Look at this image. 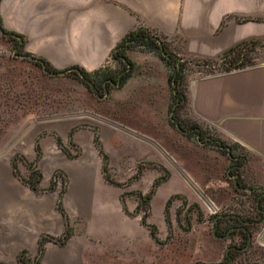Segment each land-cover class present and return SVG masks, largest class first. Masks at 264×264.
Instances as JSON below:
<instances>
[{
	"label": "crops",
	"instance_id": "crops-1",
	"mask_svg": "<svg viewBox=\"0 0 264 264\" xmlns=\"http://www.w3.org/2000/svg\"><path fill=\"white\" fill-rule=\"evenodd\" d=\"M238 16L252 18L240 21ZM0 22L20 36L23 50L54 68L76 65L92 71L115 64L111 50L137 26L161 34L186 56L217 57L242 39L264 37V0H0ZM145 52L151 53L137 47L125 49L134 65L145 59ZM188 97L197 121L255 157L256 182L264 188V60L198 76L188 86ZM69 128L64 124L48 130L56 131L70 149ZM110 138L114 139L99 138L109 160ZM70 139L84 150V158L81 154L69 157L58 148L52 133L32 135L33 145L37 142L40 149L32 162L40 173L37 189L14 174L8 163H0V264H19L20 249L30 257L37 256L41 234L62 233L64 217L55 206L61 188L72 231L63 243L46 240L36 264H104L84 257V251L95 247L92 240L98 236L112 241L113 264H142L137 221L122 210L120 187L102 175L92 128L75 129ZM34 156L31 148L26 161ZM249 163L244 157L240 166ZM17 168L20 176H27L25 163L19 161ZM56 169L64 179L46 189ZM140 235L148 239L141 231ZM258 239L264 245V223ZM144 264H152L151 252Z\"/></svg>",
	"mask_w": 264,
	"mask_h": 264
},
{
	"label": "rangeland",
	"instance_id": "rangeland-1",
	"mask_svg": "<svg viewBox=\"0 0 264 264\" xmlns=\"http://www.w3.org/2000/svg\"><path fill=\"white\" fill-rule=\"evenodd\" d=\"M174 44L170 42L168 47L177 56L176 63L183 61V76L177 85L167 80V75L173 72L171 64L166 65L157 53L145 52V59L135 65L128 59L130 76L121 85H114V82L126 65L116 62L106 67L107 71L116 74V78L98 82L93 89L73 73L49 75L37 61L13 55V43L8 36L0 34V163L10 165L13 159L16 166L19 161L32 166L36 155L26 161L31 148L35 152L32 135L49 132L55 139L58 134L48 128L64 124L70 126L67 137L70 149L60 137L59 140L69 150L71 155L68 156L74 158L81 154L84 158V150L70 139V131L88 126L97 135L101 147L100 137L114 138L108 140L111 157L109 160L107 156L106 170L111 179L120 183L118 186L126 208L137 211L129 216H134L137 221L138 255L142 264L148 260L149 252L152 264H193L195 261L264 264V245L258 239L264 222L248 227L251 232L248 244L245 233L234 232L232 236L220 239L212 234V223L217 214L233 212L259 220L264 212V193L239 187H260L256 182L255 157L224 138L219 131L197 121L188 97V86L196 77L224 71L222 66L228 62L224 65L220 60L206 63L204 58L208 57L186 56ZM244 58L248 60L247 65L263 61L264 45H253ZM176 88L183 96L180 101L173 96ZM85 112L103 122L84 117L64 118L67 114ZM176 119L185 130L174 125ZM192 122L197 123L198 130L193 128ZM225 147L241 154L250 163L236 170ZM235 172H239L238 177ZM53 175L56 181L64 179L60 170ZM161 175L166 177L153 187L147 206L135 207L137 192H148L153 180ZM143 214L145 221L154 225L155 239L139 223ZM225 222L228 223L223 220L222 226ZM128 225L133 226L132 223ZM140 231L148 239L140 238ZM222 233V230L216 231V234ZM92 242L95 247L84 251V257L113 264L112 241L98 236ZM118 243L122 244L123 240ZM229 244L240 247L228 251L231 259L224 251ZM24 256L29 264L36 258L28 256L26 251Z\"/></svg>",
	"mask_w": 264,
	"mask_h": 264
},
{
	"label": "trees",
	"instance_id": "trees-1",
	"mask_svg": "<svg viewBox=\"0 0 264 264\" xmlns=\"http://www.w3.org/2000/svg\"><path fill=\"white\" fill-rule=\"evenodd\" d=\"M251 18H252L251 16H238V17H236V19L240 20V21L251 19ZM222 22H223V20H222ZM0 27L4 32L8 33L6 36H8L10 41L13 43V47L15 48L14 53L28 54V52L23 50L22 40L19 42L18 39L16 38V36H19L18 34L6 30L4 27H2L1 22H0ZM11 34H13L14 36H12ZM257 44L258 45H264V37L263 38L249 37V38L242 39V40L236 42L230 48L224 50L217 57L204 58V61L206 63H208V62L215 63L218 60H220L221 64H223V65H224V62L227 61L228 64L222 66L223 70H229L233 67H242V66L249 64L248 60L246 58H244L246 56L247 50L250 47H252L253 45H257ZM168 45H170V42L167 41L164 38V36H162L161 34H158V33L154 32L153 30H151L147 27L137 26L133 29L128 30L122 36V38L116 43L114 48L111 50L110 57L115 59L117 62H119L121 64H123V62H124L126 65V62L128 61V58L126 57V54H125L126 48H136L137 47V48L144 49L146 51H151V52L157 53L159 55V57L165 61L166 65L171 64L173 72H171L170 74L167 75V80H171L172 84L175 83L177 85V83L181 80V78L183 76L182 71H181L182 66H183V61L179 62L178 64L176 63L177 56L174 54V52H171ZM121 57H124V59L122 60ZM243 58L245 60H243ZM39 59L43 61L44 66L48 71H57L58 70V69L54 68L53 66H51L45 59H43V58H39ZM70 67H75L82 74V76H79L75 70H70L67 72H70V73L77 75L85 84L91 86L93 89H95L96 83L103 82L106 78H109V80L113 79L114 76L116 78V74L113 75L112 74L113 72L107 71L106 66H100V67H98L92 71H86L82 67L76 66V65H73ZM129 67L130 66H128V68L126 70H124L119 76H117V79L119 80V85H121L124 82V80L130 76ZM125 68H126V66H125ZM172 74H173V77H171ZM173 96L177 97L179 99L178 101H180L183 98V96L180 94V92L177 88L174 89ZM176 104H177V101L175 102V105ZM175 105H174V107H175ZM174 125L182 131L185 130L183 125L177 119L174 121ZM191 125L193 126V128L195 130L199 129L196 122H192ZM70 133H71V131H70ZM213 140H215L218 143V145L221 146L217 139H213ZM55 141H56V144L62 150H64V152L67 155H69V156L71 155L69 150L60 142L59 137L56 136ZM93 143L97 149L98 154L101 157V161H102L101 162V172H102L104 179H106L109 182H112L114 184L119 185L120 184L119 182L111 179L107 174V170H106L107 169V165H106L107 155L103 151V149H102V147H101V145L97 139L96 134H93ZM225 148L227 150V154L229 156V160L231 161L232 166L237 170L239 168V166L242 164L244 156H242L239 153L232 152V149H230L229 147H225ZM34 149H35V155L37 158L40 155V149H39L37 142H35V144H34ZM10 165L12 167L14 174H16L25 183H27L30 188H32V189L38 188V182L40 180V173L38 172V170L34 166H31V164H28L29 173L26 177H22L18 173L17 168H16L17 167L16 163L13 159L10 160ZM58 171L59 170L56 169L53 172V174H56V172H58ZM53 174L50 178L49 184H48L46 189L51 190L55 187L56 179H55ZM235 174H236L235 177L239 176V172H235ZM165 177H166L165 175L157 176L153 180L151 188L149 189L148 192L143 193V194H141L140 192H137L138 199H137V203H136L135 207H138L140 205H142V207H146L147 202L150 198V195L153 191V187L156 184H158L159 181H161ZM235 185H237L236 181H235ZM61 196H62V188L59 189V191H58L55 206H56L57 210L64 217V230L60 235H57V236H52V235H48V234H41L38 237V239H37L38 255L36 256L33 264L37 263V259H38L39 255L41 254V252L43 251V244L46 240L52 239L58 243H63V242H65V240L68 238V236L71 233L68 218H67V215H66L65 210H64L63 205H62ZM174 196L179 197V195H177V194H174ZM260 198H263V197H260ZM119 199H120V204H121L122 210L126 214L135 215L137 213L136 210L129 211L126 208V206L124 204L123 197L121 194L119 195ZM164 219L168 223V219L166 216H164ZM221 221L223 222V220H221ZM139 223L141 225L145 226L148 229L149 235L155 239L154 225L145 221V214L140 216ZM245 238H246V236H245ZM24 252H25L24 249H20L17 253L16 258H17V261L19 264H29L28 258L24 256Z\"/></svg>",
	"mask_w": 264,
	"mask_h": 264
},
{
	"label": "flooded vegetation",
	"instance_id": "flooded-vegetation-1",
	"mask_svg": "<svg viewBox=\"0 0 264 264\" xmlns=\"http://www.w3.org/2000/svg\"><path fill=\"white\" fill-rule=\"evenodd\" d=\"M208 139H211L210 137H207ZM240 188L242 186H239ZM256 191V190H254ZM260 192V191H259ZM258 209V208H257ZM262 217V213H261ZM226 220L228 221L225 222V224L222 226V221L221 220ZM258 219L254 218L253 216L246 215L244 217L240 216L239 214L229 212V213H220L215 215V218L213 219V230L212 234L213 236L217 238H221L224 234H227L226 237L232 236L234 232H239V233H245L246 235V244H248L247 239L248 235L251 236L250 228H248L250 225H257ZM227 223V224H226ZM222 230V234H216V231ZM228 249L225 252V254L228 256L230 259V256L228 254L229 250H239L240 247L234 245V244H229L226 246ZM211 264H223V262H215Z\"/></svg>",
	"mask_w": 264,
	"mask_h": 264
},
{
	"label": "water",
	"instance_id": "water-1",
	"mask_svg": "<svg viewBox=\"0 0 264 264\" xmlns=\"http://www.w3.org/2000/svg\"><path fill=\"white\" fill-rule=\"evenodd\" d=\"M0 34L2 35H7L8 33L4 32L1 27H0ZM12 36H14L13 34H11ZM16 38L18 39V41L20 42L21 41V38L19 36H16ZM14 49L12 50V54L15 55V56H18L20 58H26V59H30V60H33V61H37L40 65V67L42 68V70L44 72H46L47 74L49 75H53V76H57V75H62L63 73H66L67 71H70V70H75L79 76H82V74L75 68V67H67V68H63L61 70H57V71H48L45 66H44V63L42 60H40L39 58L37 57H34L30 54H17V53H14ZM121 59L123 60L124 57H121ZM128 68V63L126 62V68L124 70H126ZM124 70H121L119 73H118V76L124 71ZM105 80L107 81H110L109 78H106ZM119 83V80L116 79L115 82H114V85H118ZM175 105V103L172 104V107ZM236 175V174H235ZM241 189H244V190H248V191H254V190H257V191H260V192H263L264 193V188H261V187H244L242 186ZM264 222V212H262V217L257 221V223L261 224ZM227 236V234H224L221 238H225ZM250 238L251 236L248 235V239H247V242L250 241ZM227 247L225 248V252L227 251ZM231 259V258H230ZM193 264H210V263H206V262H202V261H195L193 262Z\"/></svg>",
	"mask_w": 264,
	"mask_h": 264
},
{
	"label": "bare ground",
	"instance_id": "bare-ground-1",
	"mask_svg": "<svg viewBox=\"0 0 264 264\" xmlns=\"http://www.w3.org/2000/svg\"><path fill=\"white\" fill-rule=\"evenodd\" d=\"M81 115V116H77V115ZM91 118V119H95V120H98V121H102L103 122V120L102 119H100V118H98L97 116H95V115H93V114H90V113H87V112H85V113H73V114H67V115H64V118H72V119H74V118ZM171 162V161H170ZM197 189V188H196ZM198 191V190H197ZM199 193V192H198ZM207 203V202H206ZM207 205H208V203H207Z\"/></svg>",
	"mask_w": 264,
	"mask_h": 264
}]
</instances>
